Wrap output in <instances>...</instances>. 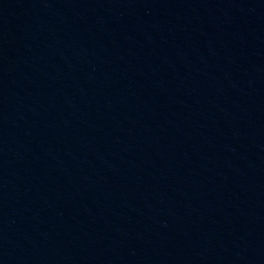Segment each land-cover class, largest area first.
Masks as SVG:
<instances>
[{
  "label": "water",
  "instance_id": "obj_1",
  "mask_svg": "<svg viewBox=\"0 0 264 264\" xmlns=\"http://www.w3.org/2000/svg\"><path fill=\"white\" fill-rule=\"evenodd\" d=\"M0 264H264V0H0Z\"/></svg>",
  "mask_w": 264,
  "mask_h": 264
}]
</instances>
